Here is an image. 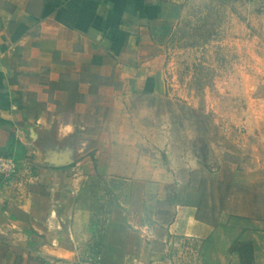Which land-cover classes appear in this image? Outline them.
I'll list each match as a JSON object with an SVG mask.
<instances>
[{"label":"crops","instance_id":"0c3cea01","mask_svg":"<svg viewBox=\"0 0 264 264\" xmlns=\"http://www.w3.org/2000/svg\"><path fill=\"white\" fill-rule=\"evenodd\" d=\"M184 1L0 0V157L12 138L24 149L17 174L0 177V264H149L147 256L172 264L167 244L177 242L175 254L193 256L187 264H264V203L219 190L237 179L226 144L208 162L168 145L170 214L143 218L149 183L133 180L126 206L113 200L100 220L103 242L88 245L97 220L81 179L138 174L112 169L117 143L128 142L99 129L104 112L129 96L164 93L149 33ZM155 166L149 173H164ZM205 168L212 183L196 180ZM169 185H155L157 197ZM68 189L74 202L63 218Z\"/></svg>","mask_w":264,"mask_h":264},{"label":"rangeland","instance_id":"374dc122","mask_svg":"<svg viewBox=\"0 0 264 264\" xmlns=\"http://www.w3.org/2000/svg\"><path fill=\"white\" fill-rule=\"evenodd\" d=\"M149 34L150 55L158 58L164 93L129 96L113 114L104 112L99 129L128 142L117 143L112 169L127 167L138 174L81 179L89 190L90 218L97 220L90 247L103 242L105 227L100 220L109 218L113 200L126 206L133 180L149 183L143 218L170 214L175 175L165 167L169 161L163 151L168 145L175 149L187 145L208 162L210 153L226 144L231 153L224 156L236 163L238 171L231 187L222 186L220 192L243 191L264 203V0H185L177 14L159 21ZM183 136H190L189 142H182ZM155 163L164 173H149L157 168ZM209 171L202 170L196 180L212 183ZM161 180L170 187L157 197L162 191L155 185ZM65 193L59 210L68 218L75 195L70 189ZM160 244L151 241L152 246ZM167 245L172 264H187L193 257L175 254L178 242ZM147 258L156 264V257Z\"/></svg>","mask_w":264,"mask_h":264},{"label":"built area","instance_id":"2783aa9c","mask_svg":"<svg viewBox=\"0 0 264 264\" xmlns=\"http://www.w3.org/2000/svg\"><path fill=\"white\" fill-rule=\"evenodd\" d=\"M18 171V161L12 157H0V177L3 179L13 178Z\"/></svg>","mask_w":264,"mask_h":264},{"label":"trees","instance_id":"16d2710c","mask_svg":"<svg viewBox=\"0 0 264 264\" xmlns=\"http://www.w3.org/2000/svg\"><path fill=\"white\" fill-rule=\"evenodd\" d=\"M24 156V149L20 142L15 139H11V144L9 147L8 157H12L15 161H19ZM99 243H96L97 246ZM100 250V248L98 249Z\"/></svg>","mask_w":264,"mask_h":264}]
</instances>
